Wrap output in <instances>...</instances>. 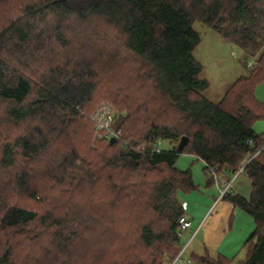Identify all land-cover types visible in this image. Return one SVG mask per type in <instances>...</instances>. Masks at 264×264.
I'll use <instances>...</instances> for the list:
<instances>
[{"label": "trees", "instance_id": "trees-1", "mask_svg": "<svg viewBox=\"0 0 264 264\" xmlns=\"http://www.w3.org/2000/svg\"><path fill=\"white\" fill-rule=\"evenodd\" d=\"M13 1L15 12H0V264L173 262L187 232L181 196L197 190L190 169L175 167L181 155L203 164L207 186L243 168L249 199L229 191L218 202L252 219L240 264H264V133L252 129L264 121L254 95L264 0ZM195 21L254 64L217 103L203 96ZM105 104L114 145L89 119Z\"/></svg>", "mask_w": 264, "mask_h": 264}, {"label": "rangeland", "instance_id": "rangeland-1", "mask_svg": "<svg viewBox=\"0 0 264 264\" xmlns=\"http://www.w3.org/2000/svg\"><path fill=\"white\" fill-rule=\"evenodd\" d=\"M18 2L7 0L5 4L0 5V12L6 8L15 12V7L19 5ZM193 29L201 39L193 54L203 68L199 78L206 80L209 84L203 92V96L210 102L217 103L234 81L239 76L245 75V63L252 62V58L248 53L244 54L237 45L224 41L218 33L200 22H193ZM255 98H258L259 101L262 99L259 94H256ZM252 129L258 134L264 133V121L253 123ZM13 132L14 130L11 128L4 134H12ZM144 147V145H141L138 150L142 151ZM161 148L167 150L170 149V146L168 143H162ZM175 167L180 170L190 169L197 190L181 196V201L184 210L191 213L197 220L202 218L201 225H198L199 221L198 223L194 222L192 228L185 233L182 244H185L187 239L200 226L196 236L188 246L183 260L191 259L192 254L203 255L204 252L199 254L197 247L202 248V242H204L209 248L207 252L210 257L215 258L220 254L226 256V258H234L232 264H240L246 261L250 248H245L244 244L254 228L252 219L244 212L235 209L234 221L230 220L228 214L234 209L232 204L227 200H221L217 205L218 189L216 185L207 186L205 184L206 177L202 171L203 164L200 161L192 156L181 155L177 159ZM235 181L232 184L231 192H235ZM28 206L31 208L36 207L32 202H29ZM242 249L243 251L240 252ZM217 250L218 252H216ZM192 264L195 263L192 262Z\"/></svg>", "mask_w": 264, "mask_h": 264}, {"label": "built area", "instance_id": "built-area-1", "mask_svg": "<svg viewBox=\"0 0 264 264\" xmlns=\"http://www.w3.org/2000/svg\"><path fill=\"white\" fill-rule=\"evenodd\" d=\"M253 61L248 63V67H253ZM91 121L95 124V134L100 135L102 134L104 138L107 140L115 139V141H118L120 139V130L116 128L115 121H116V113L112 109L111 106L108 104L102 105L96 113L89 118ZM154 149L156 151L160 150V146L155 145ZM209 171L211 174L216 177V169L213 167H210ZM243 175V168L239 169L236 174L229 180V181H222L219 180V197L218 200L221 199L227 192H229L232 188V184L237 179L238 176ZM218 182V181H217ZM183 206V205H182ZM178 226L184 230L189 231L192 228V220L190 217L184 213L179 219H178ZM200 226L193 232L191 237L187 239V242L183 244L182 249L176 256L173 262L169 264H192L191 259H187L186 261L183 260V256L186 253V250L188 249V246L196 236V233Z\"/></svg>", "mask_w": 264, "mask_h": 264}, {"label": "crops", "instance_id": "crops-1", "mask_svg": "<svg viewBox=\"0 0 264 264\" xmlns=\"http://www.w3.org/2000/svg\"><path fill=\"white\" fill-rule=\"evenodd\" d=\"M244 54H245V52H244ZM254 66V65H253ZM240 77V76H239ZM255 95L256 94H259L261 97H262V99H260V101H259V99H258V101L259 102H261V103H263L264 102V83H262L261 85H259V86H257L256 87V89H255V93H254ZM264 104V103H263ZM255 132V131H254ZM256 133V132H255ZM235 183H236V187H235V194H238V195H240L242 198H244V199H249V196H250V193H251V186H250V181L244 176V175H240V176H238L237 177V179H236V181H235ZM221 201H219L218 203H217V205L220 203ZM216 205V206H217ZM237 210V209H236ZM234 212H235V209H233V211L231 212L230 211V214H228L229 215V217H230V219H232V221H234ZM185 213L190 217V219L192 220V223H194V222H197L198 223V221L200 222L201 220H202V218H200V219H196V218H194L193 216H192V214L191 213H189L187 210H185ZM206 213V212H205ZM233 215V217L231 218V216ZM229 217H228V219H229ZM202 222V221H201ZM201 222L198 224V225H201ZM205 224V223H204ZM233 224V223H232ZM232 229V228H231ZM253 230V229H252ZM208 247H207V245H206V243H204V242H202V248L200 247H197V251H199L200 253L199 254H202L203 252L205 253L206 251H208ZM243 251V249L242 250H240V252H242ZM216 252H218V250L216 251ZM215 252V253H216ZM220 253H222L221 251H220ZM223 254V253H222ZM198 255V254H197ZM226 257V256H225ZM214 258V257H213ZM228 258V257H227ZM233 263V262H232Z\"/></svg>", "mask_w": 264, "mask_h": 264}, {"label": "water", "instance_id": "water-1", "mask_svg": "<svg viewBox=\"0 0 264 264\" xmlns=\"http://www.w3.org/2000/svg\"><path fill=\"white\" fill-rule=\"evenodd\" d=\"M187 141H188L187 137H182L180 139L179 143L177 144V147H176L177 151H181L183 149V147L187 144ZM115 142L116 141L113 138L109 140L110 145H114Z\"/></svg>", "mask_w": 264, "mask_h": 264}, {"label": "bare ground", "instance_id": "bare-ground-1", "mask_svg": "<svg viewBox=\"0 0 264 264\" xmlns=\"http://www.w3.org/2000/svg\"><path fill=\"white\" fill-rule=\"evenodd\" d=\"M197 234V233H196Z\"/></svg>", "mask_w": 264, "mask_h": 264}]
</instances>
